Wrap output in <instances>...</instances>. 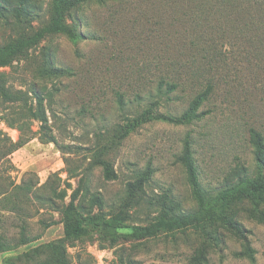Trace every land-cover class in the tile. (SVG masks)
I'll return each mask as SVG.
<instances>
[{"label":"rangeland","instance_id":"obj_1","mask_svg":"<svg viewBox=\"0 0 264 264\" xmlns=\"http://www.w3.org/2000/svg\"><path fill=\"white\" fill-rule=\"evenodd\" d=\"M50 1L39 0L44 13L29 23L0 15V44L43 28ZM68 24L84 38L74 43L65 33L48 35L0 68L15 90L33 97L35 90L55 92L45 106L58 141L46 143L37 135L0 164V185L33 191L21 212L31 242L0 253V264H40L19 257L64 240L63 214L79 187L76 204L87 233L67 242L73 264H191L201 246L192 228L136 240L126 227L150 226L196 208L182 163L187 145L202 185L215 194L255 172L251 130L264 135V0L92 1L75 10ZM51 64L68 73L42 78ZM162 83L176 84V90L161 94ZM209 84L214 90L201 119L185 125L153 121L119 138L127 117L154 101L161 103L160 112L180 116ZM0 111L10 109L0 102ZM39 126L34 122V131ZM0 130L13 142L21 138L1 119ZM98 156L116 179L107 180L104 166L92 164ZM237 211L256 262L236 257L241 243L227 233V248L212 252L210 264H264V222L251 219L245 208ZM117 219L124 228L106 229ZM0 221V236L18 240L19 213L0 206Z\"/></svg>","mask_w":264,"mask_h":264},{"label":"trees","instance_id":"obj_2","mask_svg":"<svg viewBox=\"0 0 264 264\" xmlns=\"http://www.w3.org/2000/svg\"><path fill=\"white\" fill-rule=\"evenodd\" d=\"M92 1L102 0H51L46 12L48 19L43 28L37 29L28 35H22L5 44H0V68L10 67L15 61L28 55L29 51L48 35L65 33L71 36L74 43L84 38L83 34L76 33L74 27L68 24V19L72 17L75 10ZM43 13L44 9L39 0H0V15L11 16L19 24L40 19ZM219 42L215 41L214 43L217 45ZM67 73V69L51 64L42 72L41 77H63ZM164 85L167 86V90H164ZM176 87V84L173 83H162L159 92L169 95L176 90ZM213 90V85L209 84L205 91L198 94L191 101L187 110L180 116L160 112L161 103L154 101L137 116L127 117V122L120 127L118 136L125 139L141 126L153 121H163L176 125L191 124L204 115L201 108L210 100ZM54 98L55 92L52 90H35L34 97L30 95V92L15 90L9 85L5 72H0V102L10 109L9 112L0 111V119L21 133L20 140L13 142L3 130H0V164L3 163L6 157L24 147L37 135L43 142L58 145L57 139L52 134L45 106L47 99L52 102ZM119 99L122 103L123 99ZM34 122L40 123L38 131L33 129ZM251 143L256 161L255 172L252 175L240 177L235 183H227L217 191V194H215L216 190L212 191V189L205 188L202 185L198 166L193 159L190 145H187L182 163L187 173L193 198L196 200V208L189 212H181L168 219L162 217L150 226L126 227L129 230L128 235L136 240H144L154 238L163 232L184 231L187 228H192L195 234L199 236L201 246L194 251L190 263L210 264L212 252L223 253L227 248V233H229L236 241L241 243V250L235 256L253 263L256 262V250L249 239V232L238 220L239 211H237L238 208H243V210L245 208V212L251 219L264 222V135L255 129L251 130ZM64 153L71 152L64 151ZM93 161L92 164L104 166V176L107 180L117 178L110 164L103 160L101 156ZM66 162L68 163L69 160L66 159ZM129 188V196L132 197L135 189L133 185H130ZM8 189L6 185H0V206L6 211L19 213L20 224L18 227L20 233L18 240H15V242H9L4 236H0V253L31 242L27 232L28 226L21 212L23 213L22 204L26 199H29L28 195L33 191L31 188L21 186L19 191ZM80 192V187L73 191L72 199L64 211V240L50 242L25 253L22 257H19L22 262L30 263L41 260L40 264H73L69 253L71 244L69 245L67 242L71 243L87 233L86 223L80 217L76 204ZM53 193L56 194V191ZM118 222L117 219L104 224V226L106 229L117 233L120 228H124ZM2 227L3 224L0 221V228ZM79 264H89L88 259L82 260Z\"/></svg>","mask_w":264,"mask_h":264}]
</instances>
